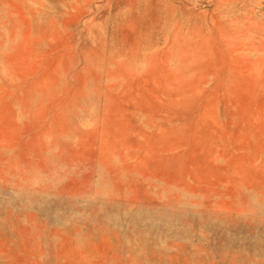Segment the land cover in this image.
I'll list each match as a JSON object with an SVG mask.
<instances>
[{"label": "rangeland", "instance_id": "obj_1", "mask_svg": "<svg viewBox=\"0 0 264 264\" xmlns=\"http://www.w3.org/2000/svg\"><path fill=\"white\" fill-rule=\"evenodd\" d=\"M0 264H264V0H0Z\"/></svg>", "mask_w": 264, "mask_h": 264}]
</instances>
